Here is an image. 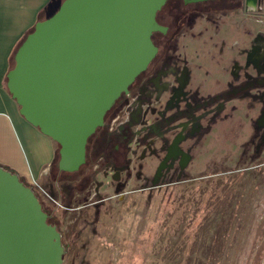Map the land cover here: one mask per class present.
<instances>
[{
  "label": "rangeland",
  "instance_id": "rangeland-1",
  "mask_svg": "<svg viewBox=\"0 0 264 264\" xmlns=\"http://www.w3.org/2000/svg\"><path fill=\"white\" fill-rule=\"evenodd\" d=\"M240 1V9L208 13L182 31L164 64L186 70L183 99L166 93L167 110L144 109L142 138L151 144H133V137L121 173L98 159L79 193L70 190L79 177L30 185L60 223L63 264H264V87L231 93L264 74L246 62L264 32L262 12H246ZM234 64L242 68L237 78ZM155 119L167 126L148 137L145 126ZM177 122L191 125L178 157L167 159ZM255 125L260 134L250 141Z\"/></svg>",
  "mask_w": 264,
  "mask_h": 264
},
{
  "label": "water",
  "instance_id": "water-1",
  "mask_svg": "<svg viewBox=\"0 0 264 264\" xmlns=\"http://www.w3.org/2000/svg\"><path fill=\"white\" fill-rule=\"evenodd\" d=\"M166 1L63 0L17 46L6 87L25 121L59 147L58 170L85 164L90 137L156 56L151 36L164 31L156 15ZM63 253L34 191L0 167V264H63Z\"/></svg>",
  "mask_w": 264,
  "mask_h": 264
},
{
  "label": "crops",
  "instance_id": "crops-1",
  "mask_svg": "<svg viewBox=\"0 0 264 264\" xmlns=\"http://www.w3.org/2000/svg\"><path fill=\"white\" fill-rule=\"evenodd\" d=\"M62 1L0 0V167L14 172L28 185H36L49 177L57 144L19 114V107L7 90L6 75L20 42L41 15L48 18ZM243 2L246 12H262L257 22L259 30L264 32V9L255 6L251 0ZM257 37L256 47L253 46L248 55L256 61L255 66H261L260 63H264V36Z\"/></svg>",
  "mask_w": 264,
  "mask_h": 264
},
{
  "label": "trees",
  "instance_id": "trees-1",
  "mask_svg": "<svg viewBox=\"0 0 264 264\" xmlns=\"http://www.w3.org/2000/svg\"><path fill=\"white\" fill-rule=\"evenodd\" d=\"M241 8L240 0H213L202 3H196L191 5H185L183 0H167L165 5L157 12L156 20L159 25L167 28V34L162 36L159 33H153L151 36L153 44L158 48V53L153 60V63L160 60L162 57L166 56L170 52L176 50V36L183 30V28H192L197 19L201 17L202 14H208L218 11L235 10ZM44 18L42 15L39 17V21ZM159 35V36H158ZM13 66V55L11 57L10 69ZM9 69V70H10ZM119 104V103H118ZM118 105L116 104L105 116L104 125L96 130V132L90 137L88 144L86 145V161L85 164L80 167L76 173H65L58 170L57 159H58V149L56 150L55 159L50 166V179L53 182H59L65 180L68 175H71L73 179L82 176L79 183L75 185L78 192L83 191L94 176L93 172L85 173L87 168L93 166V164L98 160V158H103L101 165H112V166H124L126 165L125 155L127 151V145L132 139V132L128 127H123L117 133H108L105 126L114 117L115 111ZM260 128L256 125L253 127V133L250 137V141L259 137ZM119 150H115V147ZM248 147V144L244 145V149ZM255 155H259V152ZM10 171V170H9ZM11 173H14L11 171ZM19 178V177H18ZM19 180L27 187L30 185L26 184L21 178ZM31 188V187H30ZM42 211L47 215V224L55 227V229L60 232V223L54 213L51 210L46 209L36 193ZM61 236V245L63 251H66V245ZM63 253V258H64Z\"/></svg>",
  "mask_w": 264,
  "mask_h": 264
},
{
  "label": "flooded vegetation",
  "instance_id": "flooded-vegetation-1",
  "mask_svg": "<svg viewBox=\"0 0 264 264\" xmlns=\"http://www.w3.org/2000/svg\"><path fill=\"white\" fill-rule=\"evenodd\" d=\"M183 3L185 5H191L190 3L186 4L184 0H183ZM261 9H263V8H261ZM201 17H202V19H208L206 14H202ZM161 27H163V26H161ZM163 28H164L163 32H155V33H159V35H162V36L166 35L168 30L166 27H163ZM184 29H189V28H183V30ZM182 31L179 33V35L176 36V40H177L176 46H178V39L182 35ZM255 47L256 46L254 45L253 48H255ZM176 50H177V47H176ZM157 53H158V48H157ZM171 53H174V52L168 53L166 56L162 57L160 60H157L154 63H153V60H154L153 59L151 61V63L148 65L147 69L143 73H141L134 80V82L131 84V86L128 89L127 94L123 95L119 100H117L115 105L117 104L118 107L115 111V115H114L113 119L119 118V120L115 125H112V126H114V128L113 127L109 128V124H107L105 126L106 131L109 134L110 133H117V132H119V130H121L123 127L126 126L132 132V135H133L132 139H133V137H135L133 139V141H134L133 144L139 145L140 143H143V142L144 143L148 142L149 145L151 144L150 143L151 138L146 139V140L144 139V141L142 138L143 133L141 131V128L143 126L141 124V118H143L144 116L141 117V115L144 112V109H145L146 113H154L155 110H157L162 105V107L164 106L165 110H167L169 108V106L172 105V104H170L169 96L172 97L173 100H176V103H178L180 100L183 99L184 90H185L186 86L188 85L187 75H186L187 73H186V70L184 69V67H181L179 69H177L175 67L176 68L175 69L174 67H172V65L166 66L167 64L166 65L164 64L167 62L165 60H168L166 58ZM248 54L246 56L247 57L246 62L247 63L251 62L254 65L255 62L249 60L250 58H249ZM262 59H263V56H262ZM168 61H170V60H168ZM260 64H261V66H255L254 65V67L256 69H258V71H261L262 69H264V64H262V63H260ZM241 69H242L241 66L238 64L232 65V67L230 69L231 76L234 78H237L241 72ZM253 87H258V89L264 87V74L262 76L256 77L254 80L239 84L237 87L233 88L231 93H234V95H237L238 93H246ZM166 93H170V94H169L168 98H166L164 101H162V99H164V96L167 95ZM115 105L113 107H115ZM176 107H177L176 112L178 110H180L179 114H181L180 104L176 105ZM167 123H168L167 119H162V121L160 119H157V120L155 119V123H154L155 125L153 126L152 129L150 128V125L145 126V128L147 129V131H146L147 136L150 137V135L152 136L153 133H159L158 132V131H160L159 127H161V129H162L163 127H165V125L167 126ZM178 123L179 122H177V124ZM190 125L191 124L188 125L187 123L186 124H183V123L178 124L181 131L180 132L178 131L179 132L178 134L176 133L177 137L175 136V138H174L175 143L172 144V148L168 151V157L169 158H167V159L178 157L179 153H178V149H177V144L183 138H185L184 132L182 130L186 131ZM173 130L175 131V129H173ZM132 139L130 140L129 144L132 142ZM115 150H119V148L116 146ZM98 159H101V161L99 162V164L101 165L103 158L101 157ZM182 161H184L183 156H181V159H180V162H182ZM103 166H105V164ZM113 167L114 168L117 167L114 170L118 173H121L122 170H120L121 168H119V167H122V166H113ZM126 168H127L128 173H129V169L127 166H126ZM73 173H76V172H73ZM49 178H50V173H49ZM77 178L78 177H76L75 179H77ZM81 179H82V176H79V181L77 183H79L81 181ZM71 180H73L72 176L68 175V177H66L65 180H61L59 182L66 183V182H71ZM59 182H55V183H59ZM70 190H72L74 194L79 193L76 190L75 186H73L72 189H70ZM70 195H71V191L69 193V196ZM60 235H62V234L60 233Z\"/></svg>",
  "mask_w": 264,
  "mask_h": 264
},
{
  "label": "built area",
  "instance_id": "built-area-1",
  "mask_svg": "<svg viewBox=\"0 0 264 264\" xmlns=\"http://www.w3.org/2000/svg\"><path fill=\"white\" fill-rule=\"evenodd\" d=\"M254 51V50H253ZM249 60H251V61H253V62H255L256 63V61L254 60V58L251 56L250 57V59ZM127 119V118H126ZM118 120H119V118H114L111 122H112V125H115L117 122H118Z\"/></svg>",
  "mask_w": 264,
  "mask_h": 264
}]
</instances>
